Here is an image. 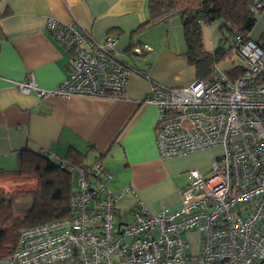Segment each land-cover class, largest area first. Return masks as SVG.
Segmentation results:
<instances>
[{"label": "built area", "instance_id": "built-area-1", "mask_svg": "<svg viewBox=\"0 0 264 264\" xmlns=\"http://www.w3.org/2000/svg\"><path fill=\"white\" fill-rule=\"evenodd\" d=\"M248 1L253 14L264 10V0ZM45 29L69 51L68 74L50 89L26 77L16 83L22 93L119 96L129 75L139 73L119 60L111 34L98 41L76 21L54 19ZM222 48L241 58L243 75L230 80L215 63L210 80L176 87L152 81L142 99L157 111L161 158L221 149L206 173L188 170L180 206L151 212L137 201L131 220L123 221L116 202L126 189L113 191L101 162L74 165L54 157L73 178L70 214L20 230L6 264H264V47L234 33ZM188 233L195 235L196 251Z\"/></svg>", "mask_w": 264, "mask_h": 264}, {"label": "crops", "instance_id": "crops-1", "mask_svg": "<svg viewBox=\"0 0 264 264\" xmlns=\"http://www.w3.org/2000/svg\"><path fill=\"white\" fill-rule=\"evenodd\" d=\"M147 17V0H0V168H16L22 149L46 152L52 160L73 149L83 154L82 165L103 164L113 191L126 189L116 202L121 220H131L137 201L151 212L180 206L178 190L187 184L188 170L206 173L200 158L212 148L161 158L154 139L157 111L142 99L152 81L176 87L201 78L186 54L180 20L170 17L134 33ZM49 19L76 21L98 41L115 36L119 60L139 73L129 75L119 96L22 93L16 83L26 77L50 89L68 74L70 53L46 31ZM247 36L264 47V10ZM219 39V22L202 27L205 51Z\"/></svg>", "mask_w": 264, "mask_h": 264}, {"label": "trees", "instance_id": "trees-1", "mask_svg": "<svg viewBox=\"0 0 264 264\" xmlns=\"http://www.w3.org/2000/svg\"><path fill=\"white\" fill-rule=\"evenodd\" d=\"M147 13V20L134 33L177 17L189 62L203 80L212 79L213 64L233 55L232 51L224 54L222 45L234 33L247 36L257 16L249 10L248 0H147ZM214 22H219L220 39L217 47L208 52L203 46L202 27ZM245 71V67L238 64L224 73L234 80ZM17 158L16 168H0V260L11 255L20 230L70 214L69 198L73 190L70 171L60 168L44 153L27 148L17 152ZM64 159L82 165L84 156L69 149ZM23 202L27 205L22 206Z\"/></svg>", "mask_w": 264, "mask_h": 264}, {"label": "rangeland", "instance_id": "rangeland-1", "mask_svg": "<svg viewBox=\"0 0 264 264\" xmlns=\"http://www.w3.org/2000/svg\"><path fill=\"white\" fill-rule=\"evenodd\" d=\"M206 31L207 30L204 29V32L205 33H206ZM230 58H231L230 60L226 59L225 61L219 63V66L221 68H226V67L230 66V64L232 62L234 64H236V65L243 63V61L241 60V58L237 54L236 55L235 54L231 55ZM263 58H264V55H263ZM220 152H221V149L216 147V148H212L211 150H209V153L207 152L205 155H202L200 159H201V162H202L201 164H203L204 166L201 167V170H207V169H209L210 168V163L208 164L209 160L211 159L212 156H214V155H216V154H218ZM186 237H187V240H188V242H189V244L191 246V249L193 251H196L199 246H198V244L196 242L194 233H188Z\"/></svg>", "mask_w": 264, "mask_h": 264}]
</instances>
